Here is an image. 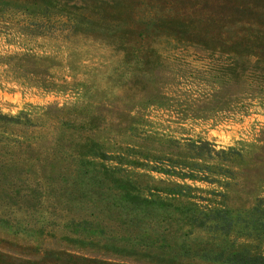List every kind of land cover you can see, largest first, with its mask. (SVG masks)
<instances>
[{
  "label": "rangeland",
  "instance_id": "obj_1",
  "mask_svg": "<svg viewBox=\"0 0 264 264\" xmlns=\"http://www.w3.org/2000/svg\"><path fill=\"white\" fill-rule=\"evenodd\" d=\"M129 5L127 21L140 30L149 27L144 42L159 49V56L150 57L149 72L144 74L133 73L132 63L126 62L130 50L109 34L91 30L55 38L0 21V111L30 120L33 126L20 127L17 134L37 147L15 153L17 158L27 159L23 171H9L1 181L0 253L37 259L41 251L52 249L115 263L149 264L114 255L101 245L81 243L76 239L81 233L65 227L69 218L107 222V212L94 196L65 201L55 192L63 185L61 179L50 187L44 178L46 157L51 155L45 148L53 140L60 139L75 156L74 143L68 137L72 131L68 125L74 121L80 124L95 118V127L82 132L104 145L107 154L123 155L122 163L111 159L103 163L117 168L115 175L134 182L144 196L146 190H160L166 197L167 188L182 184L193 188L189 193L199 204L228 207L234 214L264 198V86L253 92L243 85H224L216 72L228 63L225 55L173 40L172 47L161 44L165 37L153 25L174 13L138 1ZM173 8L187 10L177 4ZM129 40L136 41L135 37ZM41 81L47 87L39 86ZM231 93L233 102L226 107L224 102ZM211 149L218 154L210 159ZM67 162L71 164L73 159ZM154 166H165L176 174L192 172L196 177L165 174ZM71 170L73 166H67L66 175ZM203 176L209 178L200 179ZM35 188V199L26 204L23 194L28 192L24 197L32 200ZM9 198L18 200L17 204H7ZM165 226L152 223L147 232L153 237L165 228L179 227L174 221ZM113 228L110 231L126 230L125 225ZM175 236H170V244ZM190 238L194 249L210 241L197 231ZM237 242L256 244L264 255L263 242Z\"/></svg>",
  "mask_w": 264,
  "mask_h": 264
},
{
  "label": "trees",
  "instance_id": "obj_2",
  "mask_svg": "<svg viewBox=\"0 0 264 264\" xmlns=\"http://www.w3.org/2000/svg\"><path fill=\"white\" fill-rule=\"evenodd\" d=\"M133 1L145 3L150 8L161 6L164 11L174 13L173 16L165 15L153 25L159 35L165 37L161 44L172 47L173 40L182 46H198L225 55L228 63L216 72L224 85H243L253 92L258 86H264V0H0V21L14 22L37 35L55 38L62 37L63 33L89 34L91 30L109 34L130 50V60L126 62L132 63L133 73L144 74L149 72L150 57L159 56V49L155 44L144 42V38L149 37V27L140 30L135 23L132 25L127 21L126 10L130 9L129 3ZM176 4L187 7V10L177 12L173 8ZM131 37L136 41L130 42ZM38 83L42 87L48 85L44 81ZM233 95L227 96L226 107L233 102ZM94 123L95 118H91L89 122L78 124L74 121L68 125L72 129L68 137L74 143L72 151L75 156L60 144V139L53 140L45 148L51 151L43 169L47 184L56 186L58 179L63 183L55 191L59 192L58 198L73 201L72 197L80 200L90 194L103 204L107 212V222L104 219L69 218L65 227L81 233L82 237L76 238L78 241L92 246L101 245V249L114 255L149 264H190L188 261L194 259L219 264H264V255L258 252L256 244L237 242L244 239L264 243V198L249 208L236 210L234 214L228 207L210 208L207 204H199L195 200L197 197L189 193L193 188L187 185L173 184L164 191L169 195L166 197L159 194L160 190L157 193L146 190L144 196L134 182L115 175L117 168L103 163L109 159L122 163L120 160L124 158L123 155L107 154L103 151L104 145L82 132L94 128ZM31 126L28 119L8 116L0 111V184L9 171H23L21 169L27 159L17 158V154L37 148L17 134L20 127ZM217 154L211 149L208 157L211 159ZM68 159H73V163H68ZM69 165L73 170L66 175ZM153 169L176 174L165 166H154ZM176 175L196 177L192 172L183 171ZM208 178L203 176L200 179L206 181ZM37 191L36 188L31 190L32 200L24 197L30 195L28 192L23 194L26 204L33 202ZM9 200V205H16L18 201ZM172 221L179 226L177 230L165 228L170 227ZM156 222L166 226L152 237L147 229ZM123 225L126 230L110 231L116 229L113 226L119 228ZM195 231L203 232L212 242L208 244L205 239L202 247L194 249L190 237ZM170 236H175L178 241L174 239L170 244ZM0 264L123 263L45 249L37 259H21L0 253Z\"/></svg>",
  "mask_w": 264,
  "mask_h": 264
}]
</instances>
